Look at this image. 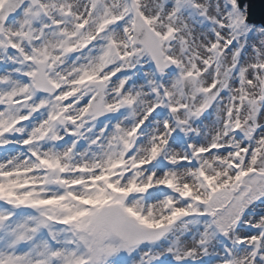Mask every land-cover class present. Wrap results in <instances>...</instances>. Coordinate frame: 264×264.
<instances>
[{"label": "snow or ice", "instance_id": "snow-or-ice-1", "mask_svg": "<svg viewBox=\"0 0 264 264\" xmlns=\"http://www.w3.org/2000/svg\"><path fill=\"white\" fill-rule=\"evenodd\" d=\"M249 17V0H0V264H264Z\"/></svg>", "mask_w": 264, "mask_h": 264}, {"label": "water", "instance_id": "water-1", "mask_svg": "<svg viewBox=\"0 0 264 264\" xmlns=\"http://www.w3.org/2000/svg\"><path fill=\"white\" fill-rule=\"evenodd\" d=\"M250 2V20L256 23L264 17V0H249Z\"/></svg>", "mask_w": 264, "mask_h": 264}]
</instances>
